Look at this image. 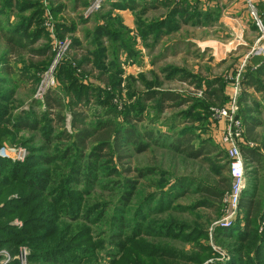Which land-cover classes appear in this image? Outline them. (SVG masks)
<instances>
[{
  "label": "rangeland",
  "instance_id": "374dc122",
  "mask_svg": "<svg viewBox=\"0 0 264 264\" xmlns=\"http://www.w3.org/2000/svg\"><path fill=\"white\" fill-rule=\"evenodd\" d=\"M175 1L172 0L173 3ZM255 1L258 11L264 15V0ZM163 2L164 0H158L152 5L151 0H0V100L4 96L3 101H0L2 107L10 110L12 116L26 112L39 116L44 113L45 97L48 92L61 94L66 103L70 102L72 98L66 91L68 81L62 74L63 67H67L66 60H70L68 62L71 63V68L80 83L91 90L99 88L111 94L112 105L104 102L101 108L94 101H90L86 105L87 108L81 107L82 110L85 109L84 112L87 113L88 119L90 118L91 124L99 122L98 119H93L95 115L104 113L103 111L108 112L114 107L115 114L112 116L110 113L104 114L102 120L116 119L123 123L124 113L140 116L145 119L144 125L143 119L133 121V118L129 117L132 124L126 126L134 127V122L138 127L142 124L139 128L145 131L147 137L149 133L152 137L151 139L143 136L144 148L148 145L144 149L146 151H137L130 147L131 158L124 160L120 158V161L114 159V165L121 175L114 174L103 181L112 184L120 181L112 193L101 189L97 182L92 181L97 175L85 157V169H89L86 177L91 179V185L88 186L90 190L94 189L86 201L89 204L101 200L110 201L111 203L105 207V218L109 220L111 215L122 212L121 217L128 221V226L123 232L124 237L116 241L112 238V229L108 222L103 223L104 221L98 219L95 214L86 219L84 207L82 214L76 217L73 223L64 219L65 222L61 221L58 226L66 229L54 239L52 245L54 248L50 250L55 254L83 250L79 255L80 261L68 259V264L81 262L112 264V258L117 259L115 264L140 262L149 264L147 258L152 253L150 254L148 250L159 238L147 236L142 237L145 239L141 241L137 236L141 235L142 229L146 226L154 229L164 228L167 225L166 230H170L169 227L175 222H190L203 227V223L197 221L196 216L202 218L204 212L208 216L210 213L214 220H211L207 227H203L208 230L207 236L202 237V233L184 231L180 228L177 236L173 234L163 236L161 246L171 249L169 252L184 256L187 260L181 264H220L221 260H230L231 252L228 250L233 246L229 245L231 237L222 236L221 230H230L240 222L244 215L241 209H238L236 214L233 213L224 200L220 215L216 218L213 209H207L208 213L200 208L189 211L181 207L175 209V206L188 207L200 199L198 194H189V190L195 189L197 184H204L206 181L217 184L221 176L231 179L228 172L227 145L222 141L225 121L215 119L213 112L216 107H227L231 103L234 92L238 89L236 81L239 76L241 81L239 99L247 94L246 97L253 100L251 104L247 103V107L253 109L250 116L258 121L252 134L258 140H247L245 137L247 135L243 131L242 140L238 142L246 157L244 190L253 192L256 186L264 187V73L261 86L249 85L245 77L251 68L250 62H256V57L252 56L251 52L264 44V32L250 14L246 1L220 0L219 21L209 19L210 25L204 26L205 24L185 23L177 17L174 20L179 22L178 29L165 33L167 29L165 26L164 30L158 33L159 24L171 21L172 18L170 16L172 5L169 3L167 6ZM208 6L212 5L202 7L207 9ZM141 7L146 8V11L140 10ZM2 31L21 36L19 41L22 46H13L17 50L11 54L13 57L8 58L11 46H8ZM129 46L132 48L127 51ZM97 48L98 53H103L104 60L103 63L102 59L98 58L97 65L107 67L104 74H100L101 71L95 67V56L88 54ZM114 48L117 52L116 57L111 54ZM29 74L37 76L36 84ZM109 78L119 83L118 86H112ZM215 78L223 79L225 99L221 104H217L219 102L214 99L216 104L204 99L207 90H216L220 87L219 83H215L213 88L209 87L208 84ZM12 82L16 84L12 85ZM150 91L159 93L149 94ZM161 93L166 95L159 111L161 105L158 101ZM190 99L199 101L190 104ZM183 100H188V103L182 102ZM240 113L238 110V117L243 121L246 131V124ZM65 116L64 126L69 133H73L74 130L70 126L71 112L65 111ZM185 119L187 120L181 124ZM250 126L253 127L251 123ZM191 129L198 136L197 146L206 140L218 146L221 163L208 161L207 158L189 160L172 149L171 143L175 135ZM142 130L140 134L143 133ZM14 134L15 141H7L0 146L6 147L9 152L23 155L22 159L0 156L13 162H26L33 148L49 146L48 151L40 153L49 157L70 145L69 143H73L57 140L48 142L38 131H14ZM249 153L260 154L262 161L250 163L247 159ZM71 156L77 158L80 154L74 152ZM220 165L222 173L220 172L218 176L213 170L218 169ZM47 167L39 166L38 169ZM142 168L150 170L157 168L160 173L157 170L154 175L150 173L146 177H141L138 170ZM256 169L257 173L254 175ZM111 170L107 173H111ZM102 172L104 174V171ZM221 184L224 185V182ZM55 185L52 193L59 190V181ZM42 187L47 192L52 186L48 187L45 183ZM123 190L135 192L136 195L128 201L129 203L115 202L117 195ZM164 194L165 200L170 196V207L166 206L163 210L157 208L150 210L149 213L144 207L143 214L140 215L142 205L151 201L152 206H157L159 201L162 202ZM228 194L229 191L226 196ZM16 197L13 195L8 199ZM136 223L141 224L140 232L133 230ZM9 224L22 228L24 221L14 216L9 220ZM47 226L50 229L55 223L49 222ZM196 229L197 227L193 228ZM52 233L53 231L48 235ZM126 238H130L131 241L122 251L119 242H124ZM83 242H90V247H83ZM142 242L149 248L144 249L146 254L144 257L136 253L134 247L135 244ZM96 243L104 247L102 249L91 247ZM205 244L212 250L201 253ZM7 248L10 247L5 246L0 250V264H13L14 261L18 264H34L35 261L30 259L32 247L29 243L24 242L13 248L18 250L15 255ZM66 256L75 255L70 253Z\"/></svg>",
  "mask_w": 264,
  "mask_h": 264
},
{
  "label": "trees",
  "instance_id": "16d2710c",
  "mask_svg": "<svg viewBox=\"0 0 264 264\" xmlns=\"http://www.w3.org/2000/svg\"><path fill=\"white\" fill-rule=\"evenodd\" d=\"M157 1L158 0H151L152 5ZM171 2L172 0H164L163 2L167 6L169 3L172 5L170 8V16H172V18L171 21L167 20L159 24L160 28H158V33L164 30L165 26L167 27L165 33H171L175 29H178L179 22L174 20L177 17L185 23L205 24L204 26L210 25L209 19H216L219 21L221 17L219 5H212L208 6L207 9H203L201 0H176L175 3ZM145 9L146 8L141 7L140 10L146 11ZM166 22L167 24H165ZM4 37L9 46H11L8 58L13 57L11 54L17 52L13 46H22L19 41V37L21 36L17 37L14 34H4ZM131 48L132 46H129L127 51H130ZM88 54L95 56V67L101 71L100 74H104L107 67L105 65H97L98 58H101L104 63L103 53H98L97 48L94 52H88ZM111 54L113 57L117 56L115 48ZM255 57V66L248 69L245 76L248 79L246 82L251 86H261L263 82L262 75L264 73V56ZM66 61L67 67H63L64 71H62V74L68 81L66 91L72 98L70 102L66 103L65 98H63L61 94L48 92L45 97L44 113L39 116L30 112L12 116L10 110L0 105V146L7 141H15L16 134H14V131L22 132L24 130L29 132L38 131L48 142H52L53 140L59 142L73 141V143H69L70 145L63 147L58 153L49 157L40 154L48 151L47 147L49 146L33 148L34 150H31L27 161L24 163L13 162L9 159L0 157V250L7 246L11 248H7L10 250V253L15 255L18 250H13V248L21 243L27 242L29 246L32 247L30 259L31 261H35L34 264H68V259L80 261L81 258H79V255L83 250H73L70 253L75 256H66L70 253L58 252L55 254V252L50 249L54 248L52 246L54 239L66 229L59 227V223L61 221L65 222V220H69L73 223L75 218L82 214L83 207L85 208L84 217L86 219H90V217L95 214L98 219L104 221L103 223L108 222L112 229V238L114 240L120 241L121 238L124 237L123 232L128 226V221H125V218L121 217L122 212L117 215H111L108 220V218H105V207L107 204L111 203L110 201L101 200L93 204H89V202L86 201V198L91 195L94 189L90 190L88 186L91 185V179H87L86 177L89 169H85V157L88 158L89 163L92 165V169H94L97 175L92 181L97 182V184L101 186V189L109 190L112 193L120 184V181L117 180V184L103 181L104 179H108V177H112L114 174L118 176L121 175V172H118L117 166L114 165V159L117 158L120 161V158L123 160L131 158L132 154L130 153V147L137 151H142L148 147V145H145L144 148L143 145V136L146 134L145 131L139 128L142 124L138 127V124L134 122V127L131 126V128H128L126 126V124H132L129 117H132L133 121H141V119H143L144 125L145 119L140 116L124 113V124L118 122L116 119L113 121L102 120L104 114L107 115L110 113L111 116L115 114L116 111L113 107L112 110L108 112L103 111L104 113H99L94 116L93 119H98L99 122L90 123V118L88 119L87 113L84 112L85 109L82 110L81 107L87 108L86 105L90 101H94L98 107L102 108L104 102L110 103L111 94L99 88L91 90L88 86H84L79 82L77 76H75V72L71 68V63L68 62L70 60ZM30 77L33 78L36 84L37 76L31 74ZM5 83L7 82L5 81ZM106 83H108L107 80ZM109 83L114 87L119 84L110 78ZM215 83H219L220 87L216 90H207L204 99L209 101V103L216 104L215 101H218L219 103L217 104H221L225 99L223 79L215 78L214 81L212 80L208 85L210 88H213ZM15 84V82H12V85ZM8 85L11 84L8 83ZM156 93L158 94L159 92L150 91L149 94ZM10 95L11 97L13 96V91ZM165 95L166 94L161 93L159 96L158 104L161 105L159 111L162 108ZM104 96H106V98ZM3 99L4 96L0 101H3ZM195 101L199 100L190 99V104ZM182 102L188 103V100H183ZM249 102H252L249 97H242L239 99L240 114L246 124L245 135L247 136L245 137L247 140L249 139V141L254 139L258 140L252 135L255 131L254 125H256L258 121L256 118L250 116L253 109L247 107V103ZM110 105L112 104L110 103ZM65 111L71 112L72 114L70 126L74 130L73 133H69L67 127L65 128L64 126L66 123ZM187 119L183 120L181 124ZM187 121H189V119ZM190 121L192 123L194 122L193 120ZM249 122L253 127L250 126ZM141 130L143 135L140 134ZM148 137H151L150 133ZM197 137L196 132L192 129L188 132L177 134L171 143L172 149L189 160L207 158L208 161L221 163L220 154L217 149L218 146L208 140L202 142L200 146H197ZM74 152L75 154H80V157H72L71 154L74 155ZM247 159H249L250 163H256V161H262V156L257 153H249ZM39 166L48 167L38 169ZM106 166L108 167L103 168ZM34 168H37V170H33ZM109 170H111L112 174L107 173ZM157 170L159 171L157 168H152L151 170L149 168H142L138 171L141 177H146L150 175V173L153 175L156 174ZM102 171H104V174ZM213 171L216 175L220 176L219 173H222L221 165L218 169ZM256 173L257 169L254 175ZM100 174L102 176H99ZM57 181H59V190L52 193V190L56 187L55 184ZM222 182H224V185L221 184ZM45 183H47L48 187H50V185L52 186L47 192H45L42 187ZM197 185L195 189L189 190V194H198L200 199L194 201L188 207L175 206V209H179L180 207L181 209H187L189 211H195L198 208L204 209V211L213 209L216 213L214 216H216V218L219 217L225 195L231 188V179L221 176L217 184L206 181L204 184L200 183ZM254 188L255 190L253 192L248 190L243 191L239 209H241L244 215L240 222H237L230 230H221L222 236L226 238L231 237L229 245L233 246L228 250L231 252L230 260H221L220 264H264V187L256 186ZM182 189L184 188L182 187ZM13 195L17 197L9 200L8 198H12ZM134 195H136L135 192L123 190V192L117 195V200L115 202L124 204L129 203L128 201H130ZM164 197L165 194L162 197V202L159 201L157 206H152L151 201H147L148 204L140 207V215L143 214L142 211L144 207L148 209L146 211L147 213L157 208L163 210L166 206L170 207V196L166 200ZM99 205L101 206L99 207ZM96 210H98L97 213ZM204 213L205 214H202V218L198 215L196 217L197 221L200 220V222L207 227V225L211 223V220H214L209 212V216L206 212ZM14 216H18L24 221L22 228H17L9 224V220ZM49 222H54L55 226L48 229L47 223ZM166 226L167 225H165L164 228L158 227L156 229L146 226V228L142 229V232H140L141 224L136 223V227L133 229L134 232L141 233L140 236H137L141 241L145 239L142 237L147 236L159 238L158 241L153 243L154 245L151 244L150 249L144 242H142V244H135L134 246L136 249L135 252L141 254L142 257L146 256L144 249H149V253H152V255L147 258L150 261L149 264H181L183 261L187 260L180 253L169 252L171 249L161 246L162 237L167 234L170 236H172L171 234L177 236L179 229L183 228L184 231L188 230L194 233H202V237L208 235V230L204 229V226H196L190 222L172 223V226H168L170 230H166ZM194 227H197V229L193 230ZM51 231H53V233L48 235ZM75 235L76 234H74V236ZM130 241V238H126L124 242H119L122 251L128 246ZM89 243L90 242H83V247H90ZM91 247L102 249L104 246L101 247L100 244L96 243L95 246ZM116 249L121 252L119 248L116 247ZM211 250V247L205 244L201 253ZM116 260L117 259L112 258L111 263L115 264ZM142 263L144 262H140V264ZM13 264L18 263L14 261ZM78 264H82V262Z\"/></svg>",
  "mask_w": 264,
  "mask_h": 264
},
{
  "label": "built area",
  "instance_id": "2783aa9c",
  "mask_svg": "<svg viewBox=\"0 0 264 264\" xmlns=\"http://www.w3.org/2000/svg\"><path fill=\"white\" fill-rule=\"evenodd\" d=\"M244 1L247 2L250 14L254 17L256 23L264 32V15L261 14L260 11H258L256 1ZM251 55L264 56V44L260 45L258 48H254L253 52H251ZM239 77L236 81L238 89L234 92L231 103L227 107H216L213 112V116L215 119H217L218 121H225V128L224 132L222 133V141L227 145V157L229 174L231 176V188L229 190V194L227 196L225 195L224 200L228 203V206L235 214L240 206L246 180V157L238 145V142L242 140V137L244 135L243 131L245 132L243 121L238 117V110L240 109L239 97L241 92V81L239 80ZM0 156L10 159L23 158L22 154L9 152L8 149L3 146L0 148Z\"/></svg>",
  "mask_w": 264,
  "mask_h": 264
},
{
  "label": "crops",
  "instance_id": "0c3cea01",
  "mask_svg": "<svg viewBox=\"0 0 264 264\" xmlns=\"http://www.w3.org/2000/svg\"><path fill=\"white\" fill-rule=\"evenodd\" d=\"M202 1V6H205V8H206V6L207 5H219V2H220V0H201ZM3 32V31H2ZM0 33H1V31H0ZM3 34H5V35H7L5 32H3ZM15 35V34H14ZM7 42V41H6ZM8 43V42H7ZM9 46V45H8ZM250 65H251V67H254L255 66V63H253V61H251L250 62ZM250 91V89L248 90V93H250L249 92ZM247 96V94L244 96V97H246ZM250 101H253V100H251L250 99ZM255 102V101H254ZM249 104H251L250 102H249ZM220 142H221V140H220Z\"/></svg>",
  "mask_w": 264,
  "mask_h": 264
}]
</instances>
